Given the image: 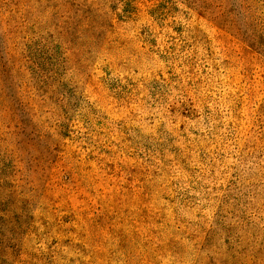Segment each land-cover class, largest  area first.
I'll list each match as a JSON object with an SVG mask.
<instances>
[{
    "label": "rangeland",
    "instance_id": "obj_1",
    "mask_svg": "<svg viewBox=\"0 0 264 264\" xmlns=\"http://www.w3.org/2000/svg\"><path fill=\"white\" fill-rule=\"evenodd\" d=\"M0 264H264V0H0Z\"/></svg>",
    "mask_w": 264,
    "mask_h": 264
}]
</instances>
